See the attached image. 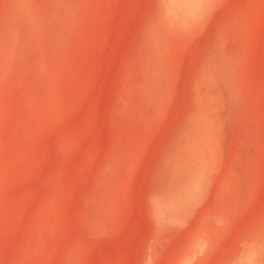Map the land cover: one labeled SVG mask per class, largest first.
I'll use <instances>...</instances> for the list:
<instances>
[{
  "label": "rangeland",
  "instance_id": "rangeland-1",
  "mask_svg": "<svg viewBox=\"0 0 264 264\" xmlns=\"http://www.w3.org/2000/svg\"><path fill=\"white\" fill-rule=\"evenodd\" d=\"M0 264H264V0H0Z\"/></svg>",
  "mask_w": 264,
  "mask_h": 264
}]
</instances>
